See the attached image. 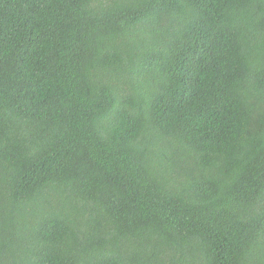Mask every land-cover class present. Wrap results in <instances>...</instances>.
<instances>
[{"label": "trees", "instance_id": "obj_1", "mask_svg": "<svg viewBox=\"0 0 264 264\" xmlns=\"http://www.w3.org/2000/svg\"><path fill=\"white\" fill-rule=\"evenodd\" d=\"M0 264H264V0H0Z\"/></svg>", "mask_w": 264, "mask_h": 264}]
</instances>
